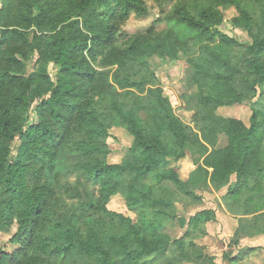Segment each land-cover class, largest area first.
<instances>
[{"label": "trees", "instance_id": "trees-1", "mask_svg": "<svg viewBox=\"0 0 264 264\" xmlns=\"http://www.w3.org/2000/svg\"><path fill=\"white\" fill-rule=\"evenodd\" d=\"M151 1L162 16L117 46L130 15L147 13L145 0H0V234L15 227L0 264H215L192 242L214 210L188 216L181 237L167 234L175 199L199 200L177 173L187 147L204 152L206 187L226 188L231 245L264 236V0H169L168 13V0ZM151 56L187 65L189 123ZM30 57L34 71L22 79ZM233 106L250 108L249 126L218 113ZM153 107L164 125L139 115ZM112 129L131 138L115 164ZM116 196L135 220L108 208ZM258 250L264 260V248L245 249Z\"/></svg>", "mask_w": 264, "mask_h": 264}, {"label": "rangeland", "instance_id": "rangeland-1", "mask_svg": "<svg viewBox=\"0 0 264 264\" xmlns=\"http://www.w3.org/2000/svg\"><path fill=\"white\" fill-rule=\"evenodd\" d=\"M145 4L147 13L140 17L131 14L127 22L117 33V46L125 45V43L135 34L139 33V31H144L151 25V23L162 16L160 8L153 1L145 0ZM175 4L176 1L168 0L164 5L163 10L168 13ZM233 13L232 10H229L226 13V16L231 17ZM220 29L240 42L249 41L243 30L230 26V23H224L221 25ZM146 61L149 63L150 67L154 69L155 74L159 79V84L164 89L165 94L170 97L175 111L174 113H176L185 123H189L190 114L185 113L182 110V104L180 101V97L187 93L191 88L190 81L185 77L187 69L185 62L183 60H163L156 56H151L147 58ZM34 62V58L29 60L27 66L21 73L22 79H26L33 73ZM50 72L53 75L56 73V69L51 68ZM261 90L262 89H260V92ZM250 111V108L247 106H233L222 108L218 113H221L223 116L233 117L243 125L249 126ZM139 115L142 117L152 115L159 126L165 124V118L157 107H153L148 112H141ZM130 139L131 138L124 130L112 129V131H110V138L108 140L110 147V155L108 158L109 163L115 164L121 160L123 152L131 143ZM224 142H220L218 147L224 145ZM195 150L193 151L191 147H187L184 158L177 164V173L185 180L187 186H196L194 191L199 200L193 201L187 197L175 199L176 201L173 202V208L174 212H177V217L175 218L174 223L170 226L171 229L167 234L173 239L181 237L182 233H184L187 228L188 216L193 215L197 211L209 208L215 211L216 219L206 223L204 235H199L192 240L196 247L204 254L213 257V263L215 264H264L261 250L249 255L245 251L246 248L253 246L264 248V236L254 238L240 236L238 246L234 247L231 245V241L234 238V229L229 223L231 217L229 218L226 216L229 214L226 213L223 204L221 203V196L225 194L223 193L224 188L219 192H214L206 187L207 175L200 169L204 152L200 151L201 149ZM234 181L235 177H232L231 183L233 184ZM260 192L264 195V189H261ZM108 208L130 217L132 220H135L136 218L133 213L126 209L124 200L120 196L114 197L109 203ZM231 224L234 225V223ZM14 231L15 227L12 228L10 234H0V248L5 250H10L12 248L8 243V240ZM226 253L231 254L232 256L237 255V261L235 263H227L226 261H223V255Z\"/></svg>", "mask_w": 264, "mask_h": 264}, {"label": "crops", "instance_id": "crops-1", "mask_svg": "<svg viewBox=\"0 0 264 264\" xmlns=\"http://www.w3.org/2000/svg\"><path fill=\"white\" fill-rule=\"evenodd\" d=\"M245 126H248V125H245ZM224 139H225V138H223L222 136H220V137H219V142H218V144H220V142H222V141L224 142ZM224 145H225V144H224ZM222 146H223V145H222ZM233 178H234V176H233ZM225 189H226V188H224V190H223L224 192L222 191L223 193H225V191H226ZM226 216H228V215H226Z\"/></svg>", "mask_w": 264, "mask_h": 264}]
</instances>
